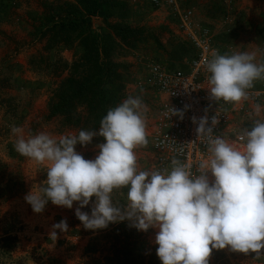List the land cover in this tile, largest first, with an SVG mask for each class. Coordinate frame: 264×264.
<instances>
[{"label": "rangeland", "instance_id": "obj_1", "mask_svg": "<svg viewBox=\"0 0 264 264\" xmlns=\"http://www.w3.org/2000/svg\"><path fill=\"white\" fill-rule=\"evenodd\" d=\"M177 1L181 12L192 10L196 23L211 30L219 55L247 52L254 55V63L264 64V0ZM162 2L157 7L152 0H111V16L105 19L88 16L77 0H0V188H12L7 177L23 174L26 181V193L0 199V264H83L92 258L86 249L93 241L112 249L122 222L89 234L79 232L82 222L75 215L79 202L69 209L48 201L42 212L33 211L25 196L44 185L47 164L22 156L15 143L21 135L28 139L45 132L58 139L80 130H99L100 118L89 112L84 99L72 114L50 116L52 98L63 81L69 77L85 81L91 73L93 65L84 56L97 43L101 61L112 75L108 107L130 95L139 96L146 106L142 116L147 143L134 149L137 170L145 171L161 105L152 69H180L192 54L178 10L167 0ZM83 17L91 25H82ZM73 19L76 29L60 28ZM252 87L264 89L263 78L253 81ZM258 120L264 122V93L235 124L243 132ZM103 142L95 137L91 144L77 145L76 151L92 160ZM127 192V187L114 190L113 204L126 207ZM94 200L81 211L90 215ZM61 220L67 222V231L53 229ZM53 231L56 237H51ZM142 232L156 244L158 228ZM209 264H264V250L245 254L214 249Z\"/></svg>", "mask_w": 264, "mask_h": 264}, {"label": "clouds", "instance_id": "obj_2", "mask_svg": "<svg viewBox=\"0 0 264 264\" xmlns=\"http://www.w3.org/2000/svg\"><path fill=\"white\" fill-rule=\"evenodd\" d=\"M254 59L243 52L216 54L208 61L210 98L234 103L245 99L253 81L264 78V64ZM145 109L139 96L130 95L108 110L98 131L80 130L58 139L45 132L28 139L21 135L15 150L47 164L44 185L25 196L33 211L42 212L48 201L69 209L79 202L75 215L87 230L125 220L141 231L158 228L156 253L162 264H209L214 249L245 254L264 250V122L258 120L250 130H243L237 138L243 142L240 147L213 138L219 114L210 121L205 115L196 132L198 138L207 137L210 155L201 160L198 176L192 175L190 165L177 160L170 171H138L134 149L147 143ZM172 115L183 114L172 109ZM95 137L104 142L97 145L95 159H85L76 146L91 144ZM123 187L128 188V204L122 208L113 204L111 194ZM93 197L89 215L81 209ZM67 228L65 220L53 225V229ZM51 237H56L55 231Z\"/></svg>", "mask_w": 264, "mask_h": 264}, {"label": "built area", "instance_id": "obj_3", "mask_svg": "<svg viewBox=\"0 0 264 264\" xmlns=\"http://www.w3.org/2000/svg\"><path fill=\"white\" fill-rule=\"evenodd\" d=\"M153 5H163L162 0H152ZM178 10L182 28L186 31L192 54L185 59L180 69H168L155 66L152 69L153 80L161 98L160 111L152 133V152L145 171H170L172 161L190 165L193 176L200 174L199 164L207 159V137L198 138L196 128L201 117H211L218 113L219 123L214 127L212 137H220L229 143L242 147L243 142L237 138L242 132L238 130V117L261 98L264 89H246L247 97L240 102L214 101L209 96L208 79L210 73L206 65L219 49L208 27L196 23L192 10L181 12L177 0H167ZM264 80V78H263ZM172 109L182 112L172 115ZM193 118L197 121L193 122ZM210 181L214 179L209 174Z\"/></svg>", "mask_w": 264, "mask_h": 264}, {"label": "trees", "instance_id": "obj_4", "mask_svg": "<svg viewBox=\"0 0 264 264\" xmlns=\"http://www.w3.org/2000/svg\"><path fill=\"white\" fill-rule=\"evenodd\" d=\"M77 1L82 4L88 16L101 15L105 19L111 16V0ZM80 22L82 25H91V21H86L84 17L80 19ZM66 24L67 23L62 22L60 28L64 29L65 27H70L76 29L78 26L76 19H73L70 24L68 23V26H66ZM84 57H89V61L93 65L91 73L89 76L85 77V81L75 77H69L63 81L52 98L53 102L50 116L72 114L78 103L84 99V101L89 103V112L99 116L101 122L108 110L116 107V104L108 107L109 101L112 98L109 94L112 90L108 87V84H112V75L101 61L98 44L95 43L87 48ZM7 175L10 176V173ZM7 178L10 179L13 186L11 189H9L7 185H5L7 188H0V199L7 200L26 193V181L23 174L17 176L16 179L14 176ZM76 224L78 225L77 222ZM76 228L79 227L76 226ZM79 229L81 233L83 230H87L83 225H81ZM116 229L119 234L112 239L115 241L112 249L100 248V244L93 241L86 249L87 256L92 255V258L89 257L91 260L85 261L83 264H162V261L156 253L158 245H152V242L147 238L144 232L137 230L132 222L125 220L122 222V225L116 227ZM87 231L89 234L95 232V230ZM105 236L109 238L110 235ZM98 253L101 254L97 255Z\"/></svg>", "mask_w": 264, "mask_h": 264}]
</instances>
